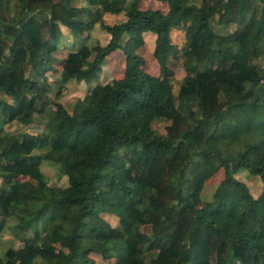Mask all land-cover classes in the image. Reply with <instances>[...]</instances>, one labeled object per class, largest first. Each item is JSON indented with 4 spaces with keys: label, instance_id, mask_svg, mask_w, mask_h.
<instances>
[{
    "label": "trees",
    "instance_id": "16d2710c",
    "mask_svg": "<svg viewBox=\"0 0 264 264\" xmlns=\"http://www.w3.org/2000/svg\"><path fill=\"white\" fill-rule=\"evenodd\" d=\"M142 1L0 0V264H264V0Z\"/></svg>",
    "mask_w": 264,
    "mask_h": 264
},
{
    "label": "rangeland",
    "instance_id": "374dc122",
    "mask_svg": "<svg viewBox=\"0 0 264 264\" xmlns=\"http://www.w3.org/2000/svg\"><path fill=\"white\" fill-rule=\"evenodd\" d=\"M141 8L142 9H153V10H161L166 12L168 7L166 4L160 3V2H156V1H150V0H144L141 2ZM91 36L94 40L98 41L101 45H106L108 40H109V35L103 31L99 26H96L95 29L92 31ZM146 37V46L144 48H142L141 50H139V52L141 53V56L146 64H145V70L149 73V74H159V67L157 62L155 61L153 54L152 53V39H150L148 37V35L145 36ZM114 62L118 61V58H122V56L119 53H115L114 55ZM115 64V63H114ZM125 66V63H124ZM124 68H119L116 69L115 71V77H113L110 73V69H108L106 67V65H104V71L101 72L100 75V79H99V83L101 84H106L107 82H109L110 80H112L113 78H119L120 76L123 75ZM184 75V72L182 70H179L177 77L178 79H181ZM57 88V86L55 87ZM89 89V85L86 84L85 82H78L75 80L70 81L66 87H65V91H64V95L60 98V102L65 106V108L68 111H71L73 104L79 100V99H83L84 96L86 95L87 91ZM263 94V93H262ZM15 126L12 125L9 127V129H14ZM41 131V127H32L31 129H28V132L30 133H39ZM39 152H37L36 154H38ZM42 172L45 176V178L47 179L48 183L52 186H63L66 184V177L64 174V170L57 164L52 163V162H42V166H41ZM222 177V173L219 172L217 174V176H215L214 178H212L211 180H209L206 184V188L203 194V198L204 199H209L214 191V189L216 188L217 184L219 183L220 179ZM238 178L242 181H244L250 190V193L257 198L261 192L264 189V181L260 180L259 178L256 177H249L247 174H240L238 176ZM114 221V220H113ZM261 239L264 243V235H261ZM11 235L10 234H6L3 237V244H7L10 243V239H11ZM95 260L97 262V264H119V262L115 259H112L110 261H103L102 259H100L99 257H95Z\"/></svg>",
    "mask_w": 264,
    "mask_h": 264
},
{
    "label": "crops",
    "instance_id": "0c3cea01",
    "mask_svg": "<svg viewBox=\"0 0 264 264\" xmlns=\"http://www.w3.org/2000/svg\"><path fill=\"white\" fill-rule=\"evenodd\" d=\"M158 10V9H157ZM159 11H161V10H159ZM167 11H168V9H167ZM167 11L166 12H164V11H161V12H163V13H167ZM146 35H148V37L150 38V39H152V53L151 54H153V49H154V46H155V40H156V36L153 34V33H151V32H146L145 34H144V41H145V45L142 47V48H144L145 46H146V44H147V42H146ZM142 48H140L139 50H141ZM139 50H138V54L140 55V56H142L141 55V53L139 52ZM143 57V56H142ZM155 59V58H154ZM156 61V60H155ZM115 63V64H114ZM124 58L122 57V58H118V61H116V62H114V56L112 55V56H110V57H108V58H106V60H105V62H104V64L102 65V71H104V65H106V67L108 68V69H110V73H111V75L113 76V77H115V71H116V69H119V68H124V73H123V75L122 76H120L119 78L117 77V78H113V79H122L123 77H124V75H125V66H124ZM158 71H159V69H158ZM151 75H153V76H158L157 74H151ZM112 79V80H113ZM72 80H75V81H77L76 79H72ZM71 80V81H72ZM111 81V80H110ZM109 81V82H110ZM78 82H83V81H78ZM108 83V82H107Z\"/></svg>",
    "mask_w": 264,
    "mask_h": 264
}]
</instances>
